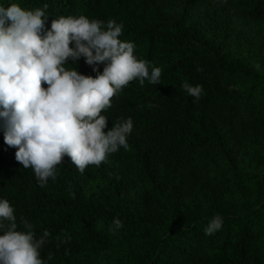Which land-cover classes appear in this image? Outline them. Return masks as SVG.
<instances>
[{
	"label": "trees",
	"instance_id": "16d2710c",
	"mask_svg": "<svg viewBox=\"0 0 264 264\" xmlns=\"http://www.w3.org/2000/svg\"><path fill=\"white\" fill-rule=\"evenodd\" d=\"M9 2L47 4L45 27L61 15L121 23L119 38L161 69L160 84L133 80L101 113L107 128L132 119L128 149L83 173L64 157L44 186L14 159L0 120V198L18 230L23 219L37 236L48 231L47 264H264V63L244 32L264 30V0H0ZM66 67L95 76L83 58ZM233 80L240 97L228 90ZM183 83L201 85L200 98ZM234 137L261 148L254 165L237 164ZM227 195L239 201L227 205ZM217 214L222 227L206 235Z\"/></svg>",
	"mask_w": 264,
	"mask_h": 264
},
{
	"label": "clouds",
	"instance_id": "9594fccd",
	"mask_svg": "<svg viewBox=\"0 0 264 264\" xmlns=\"http://www.w3.org/2000/svg\"><path fill=\"white\" fill-rule=\"evenodd\" d=\"M47 7L0 4L3 140L15 148L14 159L32 170L40 186L55 181L56 166L64 157L83 173L86 166L99 167L109 154L127 150L132 119L117 120L107 128L108 119L101 113L129 82L143 86L145 81L151 85L161 81V69L138 59L134 43L119 38L121 23L61 15L45 27ZM81 58L95 76L66 67L77 65ZM181 87L194 100L202 95L199 84ZM222 222L219 214L214 215L204 233L212 235ZM21 225L24 230H18L9 201L0 198V264H47L52 256L42 258L41 250L48 231L37 236L31 223L22 219ZM121 227V221L113 218L109 231Z\"/></svg>",
	"mask_w": 264,
	"mask_h": 264
},
{
	"label": "rangeland",
	"instance_id": "374dc122",
	"mask_svg": "<svg viewBox=\"0 0 264 264\" xmlns=\"http://www.w3.org/2000/svg\"><path fill=\"white\" fill-rule=\"evenodd\" d=\"M243 30V29H242ZM244 32L253 35L256 38V42L259 45V49H249V53H253L257 56L258 59H260L264 63V30L261 26H258L257 30H253L250 26H247L244 28ZM238 35H241V31L238 33ZM232 42H236V37H233L230 39ZM235 48V45H233ZM234 81V80H233ZM241 87L238 85L237 81L229 83L228 90L232 93L234 96H241L243 93L241 92ZM261 141L264 143V130L260 132ZM233 146L231 148L232 155L234 156L235 161L240 166H246L250 167L256 163V159L262 156L261 148H258L256 150L253 149L250 143H253V140L250 138L241 139L240 137H234L232 139ZM264 145V144H263ZM260 150V152H258ZM222 199L228 201L227 205H230L232 203L238 202L239 199L235 197L234 195L230 196L227 195L223 197Z\"/></svg>",
	"mask_w": 264,
	"mask_h": 264
}]
</instances>
